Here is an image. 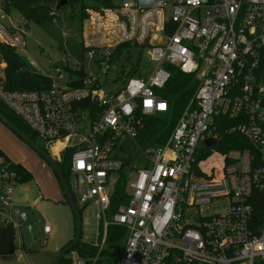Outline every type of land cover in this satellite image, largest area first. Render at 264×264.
<instances>
[{"label":"built area","instance_id":"1","mask_svg":"<svg viewBox=\"0 0 264 264\" xmlns=\"http://www.w3.org/2000/svg\"><path fill=\"white\" fill-rule=\"evenodd\" d=\"M85 13L89 70L67 56L51 61L36 68L51 81L41 90L6 89L0 75V102L58 163L73 149L71 175L84 179L79 201L95 204L94 252L73 250L70 264H264V216L253 203L264 197V0H124ZM50 15L56 23L53 8ZM25 36L22 23L0 21L1 45L25 52ZM121 44L141 49V76L120 74L130 68L116 54ZM165 65L191 75L195 89L168 136L142 144L147 164L130 179L131 160L115 153L124 138L137 139L144 116L172 112L161 94ZM232 134L236 147L207 151ZM17 164L0 151V225L21 237L27 212L14 201ZM120 173L131 192L111 209ZM112 225L125 232L110 252ZM49 232L45 224L43 245Z\"/></svg>","mask_w":264,"mask_h":264},{"label":"rangeland","instance_id":"2","mask_svg":"<svg viewBox=\"0 0 264 264\" xmlns=\"http://www.w3.org/2000/svg\"><path fill=\"white\" fill-rule=\"evenodd\" d=\"M123 1L110 0L112 4H121ZM2 4L3 0H0V21L7 26L14 22L22 23L25 27V52L23 51L22 54L32 66L47 69L51 61H57L63 56H67L79 63H85L87 70L92 67L93 58L83 54L87 39L82 38V16L79 1H73L59 8H57V4H53L52 8L57 15V22L52 23L51 20H48L44 25L28 24L22 20L21 15L16 11L7 12L3 10ZM131 55L133 62L135 55L134 53ZM4 65L0 63V75L3 79L2 69ZM36 142L43 147L45 146L40 138H36ZM142 146L136 139L130 137L124 138L118 144L115 153L117 157L125 161L131 160L127 167L128 173L131 174L130 179H133L137 168L147 164L148 160ZM0 149L13 161L22 164L33 175L31 181L20 183L16 187V196L18 197V194L21 193L26 195L25 190H23L26 186L28 187V195L34 196L35 193L39 196L37 207H35L36 205L25 206L28 203L20 204L27 212V219L20 226L22 236L15 234L14 251L10 254H0V264H52L58 250L64 246L65 242L73 238L74 216L72 210L69 204L65 202V197L51 167L1 121ZM47 151L49 152V149ZM119 180L120 183L125 180L122 178V173H120ZM68 183L72 195L79 204L82 220L80 241L93 242L97 228L94 217L95 204L92 200L85 204L80 203V189L74 187L72 175L68 177ZM125 189L131 192V188L126 183ZM45 224L49 225L51 232H49L47 241L43 245V227ZM71 255L72 251L68 252L65 257Z\"/></svg>","mask_w":264,"mask_h":264},{"label":"trees","instance_id":"3","mask_svg":"<svg viewBox=\"0 0 264 264\" xmlns=\"http://www.w3.org/2000/svg\"><path fill=\"white\" fill-rule=\"evenodd\" d=\"M59 1L60 0H3L2 9L7 12L11 10L16 11L26 20L28 24L34 23L37 25H44L48 20H52L50 10L53 4H58ZM73 1H79L81 5L82 20L86 16V8L107 6L112 4L110 0H67L66 4ZM22 53L24 52L21 49L3 46L0 44V63L5 64L4 68L2 69L4 73L5 88L9 90H41L49 88L51 81L46 76L38 73L36 67L32 66ZM124 53L126 54L125 60L129 63L130 68L128 70H125L124 68L121 69L120 74H126L128 76H141V49H139L137 46L121 44L117 47L116 54L120 55ZM131 53H134L136 57L135 61L133 62L131 60ZM165 66L170 70V79L167 87L161 92V94L173 104V110L171 113L161 117H143L145 127L140 131L139 136L137 137V141L140 144L155 139L157 135H159L157 141H163L174 127L177 117L187 104L190 97L193 95L195 89V82H193V77L191 75L182 73L175 66ZM70 73L72 76L76 77H83L84 75V71L82 70L71 71ZM0 111L10 121L15 123L28 136L36 141V134L1 102ZM236 139H239V136L235 134L221 135L220 138L215 141V143L207 151L214 150L220 153L226 152V150L236 147ZM72 151L73 149L71 148L66 149L63 154V158L59 163L67 180L71 175L70 156ZM213 161L214 159H211L204 165H209ZM15 167L19 175L20 183H25L32 179V174L23 165L17 164ZM211 168L213 170L212 166ZM126 197L127 194L125 189V181H123L122 183H118L116 185V191L111 199V209H114L120 202H125ZM253 203L255 215L258 217H263L264 197L255 200ZM77 206L79 208V204H77ZM124 232L125 230L121 226L112 225L108 228V237L106 240V244L108 246L107 251L111 252L112 247L117 248L120 246ZM14 238L15 231L11 226L0 225V254H10L14 251ZM73 250H77L81 254L85 252H94V249L89 247L88 243L81 241H79L78 244L70 251ZM60 264H70L69 258L64 257Z\"/></svg>","mask_w":264,"mask_h":264},{"label":"water","instance_id":"4","mask_svg":"<svg viewBox=\"0 0 264 264\" xmlns=\"http://www.w3.org/2000/svg\"><path fill=\"white\" fill-rule=\"evenodd\" d=\"M67 0H60L57 4V8L62 5H65ZM0 121L8 127L16 136L22 139L26 144H28L44 161L51 167L52 171L55 173V176L59 182V185L62 189L66 202L69 204L73 216H74V235L70 242L66 243L61 249L58 250L53 264H60L61 260L66 256V254L73 249L81 238V228L82 220L80 210L77 206V203L72 195L70 184L66 179L58 161L47 151L46 146L39 145L33 138L28 136L22 129H20L15 123L10 121L1 111H0ZM214 143L213 138H207L204 141L205 147H209ZM129 162H125V165H128ZM117 177V175H115ZM73 185L75 188L78 187V182L83 183L82 174H73ZM116 187V183H112L109 187V195H112Z\"/></svg>","mask_w":264,"mask_h":264},{"label":"crops","instance_id":"5","mask_svg":"<svg viewBox=\"0 0 264 264\" xmlns=\"http://www.w3.org/2000/svg\"><path fill=\"white\" fill-rule=\"evenodd\" d=\"M137 140V139H136ZM128 162V161H127ZM22 165V164H21ZM30 172V171H29ZM56 177V176H55ZM32 178H33V175H32ZM32 180V179H31ZM30 180V181H31ZM56 180H57V178H56ZM57 183H58V185H59V182H58V180H57ZM60 186V185H59ZM60 189H61V187H60ZM16 190L17 189H15V192H16ZM23 190H25L24 192H26V195L25 194H23V193H21V194H18V197L16 196V194H15V192H14V201H15V203L16 204H18V206L20 207V208H22L21 207V205L20 204H22V203H24V204H26V203H28L27 205H25V206H27V207H29V206H32V205H36L35 207H37L38 206V197L39 196H37L35 193H34V196H31V195H28L27 194V192H28V187L26 186V187H24L23 188ZM35 192V191H34ZM61 192H62V189H61ZM62 194H63V192H62ZM36 195V196H35ZM64 195V194H63ZM30 202V203H29ZM35 202H36V204H35ZM34 203V204H33ZM23 209V208H22ZM68 229H69V222H68ZM50 232H51V230H50ZM44 234V233H43ZM74 235V234H73ZM70 241V239L67 241V242H69ZM67 242H65V244L67 243ZM64 244V245H65Z\"/></svg>","mask_w":264,"mask_h":264},{"label":"bare ground","instance_id":"6","mask_svg":"<svg viewBox=\"0 0 264 264\" xmlns=\"http://www.w3.org/2000/svg\"><path fill=\"white\" fill-rule=\"evenodd\" d=\"M7 46H9V47H14V46H12V45H7ZM14 48H16V47H14ZM3 65H4V63H2ZM5 66V65H4Z\"/></svg>","mask_w":264,"mask_h":264},{"label":"snow or ice","instance_id":"7","mask_svg":"<svg viewBox=\"0 0 264 264\" xmlns=\"http://www.w3.org/2000/svg\"><path fill=\"white\" fill-rule=\"evenodd\" d=\"M161 107H163V105H161Z\"/></svg>","mask_w":264,"mask_h":264}]
</instances>
